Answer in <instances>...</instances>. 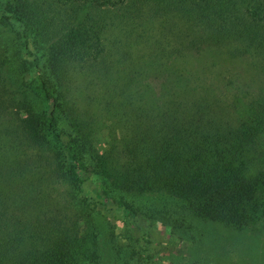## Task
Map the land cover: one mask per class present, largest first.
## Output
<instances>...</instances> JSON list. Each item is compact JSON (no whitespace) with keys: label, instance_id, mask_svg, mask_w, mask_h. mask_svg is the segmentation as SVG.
Here are the masks:
<instances>
[{"label":"trees","instance_id":"1","mask_svg":"<svg viewBox=\"0 0 264 264\" xmlns=\"http://www.w3.org/2000/svg\"><path fill=\"white\" fill-rule=\"evenodd\" d=\"M96 9L160 18L176 44L153 48L157 64L181 36L226 50L208 77L127 72L131 50L108 55ZM245 58L260 76L237 69ZM128 193L170 204L158 213L177 229L264 232V0H0V264H99L91 205L126 211ZM125 246L111 263L140 264Z\"/></svg>","mask_w":264,"mask_h":264},{"label":"rangeland","instance_id":"2","mask_svg":"<svg viewBox=\"0 0 264 264\" xmlns=\"http://www.w3.org/2000/svg\"><path fill=\"white\" fill-rule=\"evenodd\" d=\"M91 13L95 19L106 25L105 42L109 49L108 55L115 47L131 50L132 57L126 65L127 72L144 73L147 69L152 73L166 71L172 75L173 82L175 71L184 74L190 72L193 75L196 72L202 77L203 75L208 77L211 60L226 50V48L206 46L198 49L189 48L185 37L181 36L182 39L176 45L178 51L169 55L166 50L167 53L159 61L161 64H157V61L149 59L148 56L150 52H154L153 48L166 44L164 33L168 31L160 18H156L152 26H149L143 22L142 15L130 11L96 9L95 11L91 10ZM171 29L174 32L177 31L174 26ZM168 36L172 38V35ZM170 38L168 42L171 43L165 45L168 50H172L176 44ZM258 63L256 58H245L234 62V65L241 70L249 64L247 73L255 77L261 75L258 72ZM176 65L178 68H175ZM191 65L194 67L192 68ZM154 68H156L154 71L151 70ZM161 77L163 75L159 74L158 80ZM151 81L154 85L158 82L157 80ZM143 82L139 84L141 89L144 88ZM185 83V81H179V86L185 85ZM84 85L82 83L79 89L83 90ZM145 90L151 92L153 87ZM192 91H187L185 87L182 89L181 96L186 98L193 95L195 92ZM172 92L174 95L179 94L177 89V94L173 90ZM88 93L94 95L93 89H90ZM179 95L176 98L167 94L171 101L179 100L181 97ZM171 101L165 104L171 105ZM149 105L154 106L153 102ZM110 124L108 122V129ZM123 131L119 126L116 127L117 135H122ZM105 132L106 128L103 127L100 131L101 137ZM91 178L88 177L85 190L89 195L95 197L94 192L91 191L93 187L90 182ZM125 197L132 206L126 211H115L110 201L106 203L105 207L101 201L91 205L97 235L109 253V256L103 259L100 250L99 264H112L114 258L111 255L120 251L124 256L125 245L129 244H133L138 251L140 257L135 259L140 264H144L147 256L151 264H264V232L262 229L253 227L236 230L216 222L196 218L189 219L191 225L184 224L183 229H177L168 218L158 213L159 210L170 207V204H161L147 194L128 193ZM123 220L128 222L123 223ZM144 236L149 238L148 243L142 240ZM136 241L138 244L135 243ZM103 255H105L104 251Z\"/></svg>","mask_w":264,"mask_h":264}]
</instances>
